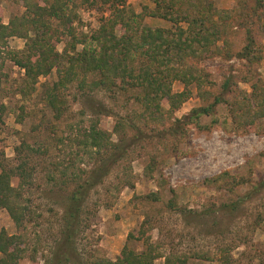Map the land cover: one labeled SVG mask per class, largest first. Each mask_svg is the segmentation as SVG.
<instances>
[{
  "label": "rangeland",
  "instance_id": "obj_1",
  "mask_svg": "<svg viewBox=\"0 0 264 264\" xmlns=\"http://www.w3.org/2000/svg\"><path fill=\"white\" fill-rule=\"evenodd\" d=\"M81 1L74 0L77 20L72 28L75 34L87 35L98 28L107 8L80 5ZM125 3L134 13L144 15V25L172 29L169 23L146 16L154 8L151 0ZM193 3L197 8L209 3L213 9L231 13L222 24L223 35L211 47L216 54H203L193 62L211 83L203 86L207 100L200 101L192 92L171 118L165 114L168 106L162 105L164 124L135 122L133 112L140 113V109L132 104L134 92L88 93L75 84L57 92L63 111L53 119L44 95L56 80L55 69L26 84L23 71L15 64L23 58L24 41L5 40L0 54V163L15 165L13 150L20 143L47 151L41 156L29 154L30 178L22 197L27 199L30 219L16 229L0 209V231L22 233L27 246L17 264L48 263L60 237L64 198L73 188L72 183L58 185L59 181H49L48 176L57 179L52 166L57 162L73 165L71 171L93 167L86 161L76 163L78 148L69 141L95 119L97 128L119 146L110 157L123 154L109 166L101 183L88 191L72 244L82 264L113 261L123 245L139 253L145 241L157 247L160 257L153 264H163L168 255L185 258L184 264H264V117L239 126L231 122L229 110L221 103L211 116L199 119L200 129L188 124L184 132L175 127L177 134L169 132L174 129L173 119L211 103L224 81L230 93L222 101L234 91L249 94L251 85H263L264 53L250 64L236 55L246 45L247 36L254 48H264V0ZM0 10L2 25L24 11L21 2L14 0L0 1ZM62 45L58 43L55 50L60 52ZM171 90L179 92L182 87L174 82ZM125 121H131L134 130L127 129ZM115 123H123L116 134ZM16 184L17 179L11 178L10 185ZM152 195L157 199L152 200Z\"/></svg>",
  "mask_w": 264,
  "mask_h": 264
},
{
  "label": "trees",
  "instance_id": "obj_2",
  "mask_svg": "<svg viewBox=\"0 0 264 264\" xmlns=\"http://www.w3.org/2000/svg\"><path fill=\"white\" fill-rule=\"evenodd\" d=\"M14 1H20L24 11L20 16L10 18L6 25L0 24V54L7 38L24 41L23 58L15 60V64L23 71L26 84H33L39 76L55 69L56 80L44 95L55 120L63 111L57 92L72 84L88 93L134 92L132 104L140 109V113L133 112V116L135 122L143 124L154 121L164 124L161 106H168L165 114L171 118L172 112L192 92L200 101H206L203 86L211 83L193 62L203 54H216L215 51L212 53L211 47L223 35L222 24L231 13L230 10L213 9L209 3L197 8L193 3L195 0H151L154 8L146 16L161 19L172 28L162 29L144 25V15L130 10L125 0H82L80 5L106 7L107 15L101 18L96 30L78 35L72 28V23L77 20L74 0ZM246 40V45L236 56L245 63L258 62L264 48H254L249 36ZM62 42L61 51L57 52L55 47ZM77 45L81 46L79 50L75 49ZM174 82L179 83L182 90L172 92ZM250 89L249 94L234 91L222 101V96L230 93L228 82L224 81L219 95L213 96L211 103L192 108L182 119H173L171 129L175 127L184 132L183 127L188 124L200 129L199 119L211 116L213 108L221 103L229 110L233 124H253L264 117V83L260 87L253 84ZM2 111L0 106V114ZM97 112L104 114L106 111ZM181 121L183 124L180 125ZM123 123L127 129L134 130L131 121ZM123 123L114 124L115 134ZM175 128L169 131L170 134L178 133ZM69 142H75L78 148L79 153L74 155L76 163L82 165L86 161L94 165L88 171H71L73 165L62 166L58 162L52 165L58 177L49 175L48 180H57L58 185L72 183L73 188L65 195L60 237L47 264H82L72 244L79 232L88 191L101 183L109 166L123 154L118 152L116 157H110L116 154L119 146L111 141L110 134L97 128L96 119L90 120L87 127L79 130ZM39 148L20 143L13 150L16 164L10 167L0 163V209L6 212L16 229H21L30 219L27 199L22 197V192L30 178L29 154L41 156L47 153L46 149ZM11 178L17 179L14 187L10 185ZM151 197L157 199L154 195ZM22 238V233L7 235L0 231V264H17L24 257L27 246ZM142 244L144 249L139 253L123 245L113 261L97 259L92 264H153L160 257L157 247L146 241ZM184 263L185 258L175 255L163 258V264Z\"/></svg>",
  "mask_w": 264,
  "mask_h": 264
}]
</instances>
